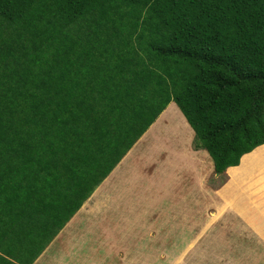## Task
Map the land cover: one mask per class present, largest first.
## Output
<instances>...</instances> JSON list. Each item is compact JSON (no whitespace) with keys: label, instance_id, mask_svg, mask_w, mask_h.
<instances>
[{"label":"trees","instance_id":"1","mask_svg":"<svg viewBox=\"0 0 264 264\" xmlns=\"http://www.w3.org/2000/svg\"><path fill=\"white\" fill-rule=\"evenodd\" d=\"M170 102L216 173L264 144V0H0V264H32Z\"/></svg>","mask_w":264,"mask_h":264},{"label":"rangeland","instance_id":"2","mask_svg":"<svg viewBox=\"0 0 264 264\" xmlns=\"http://www.w3.org/2000/svg\"><path fill=\"white\" fill-rule=\"evenodd\" d=\"M193 138L183 113L170 102L74 214L71 230H63L62 247L73 251L80 240L95 244L109 256L107 264H264V196H249L234 184L242 196L223 201L228 171L211 172L210 155L197 149L211 161L204 167L207 178L198 180L202 169L198 164L193 169L194 158L184 153L188 145L194 148ZM178 163L184 168L174 186ZM241 181L248 188L245 175ZM238 206H246L248 215L238 213ZM65 257L66 251L56 264L69 263Z\"/></svg>","mask_w":264,"mask_h":264},{"label":"crops","instance_id":"3","mask_svg":"<svg viewBox=\"0 0 264 264\" xmlns=\"http://www.w3.org/2000/svg\"><path fill=\"white\" fill-rule=\"evenodd\" d=\"M189 144H191V143H189ZM186 145H187V143H186ZM199 150H201V149H199ZM196 151H197V149H194L190 145H188V149H186L184 151V153H185V155H190L192 157V159L194 158L195 161H193V169H195L197 164L202 169L201 170L202 172L197 174L198 180H201V178L206 179L207 177L203 174L204 171L206 170V168H204V167H207V165H211V161H209L210 159H209V157H207V154H205V153L198 154V153H196ZM178 164L179 165L178 166L175 165V169H173V173L175 170H176V172H179V174L177 176H175L176 172L174 174V177H176L174 180V186H175V184H177L176 181L180 175L181 169L184 168V164H182V163H178ZM212 170H213V168L211 169V172H213ZM227 171H228V173H227ZM225 172L227 173V176H228L227 182L223 184V187L221 188V194H220L222 196L223 201H226L227 199H229L230 198L229 196L239 195L240 192H242V190L237 192V189L235 187H232L234 184L240 185L241 187L246 188L249 196L250 195H254L256 197L258 195L264 196V144L258 146L257 148L252 150L250 153L243 155L240 158V162L237 166L229 167L225 170ZM257 174H258V176H257ZM243 175H245V178L247 179V181L249 183L248 188L242 184L241 180H242ZM253 176H255V177L252 178ZM112 178H114V179L116 178V177H114V174L112 175ZM258 180H259V182H258ZM102 183H103V181L101 182V184ZM195 185L197 187L196 182H195ZM212 191L213 190L211 188L208 191V192H210V199H211L210 201L211 202H212ZM191 195H192V193H190V197H191ZM226 196H228V197L226 198ZM240 196H242V193H241V195H239L236 198V200H238ZM245 199L249 200V202H250V200H252V202H253L254 197L253 196L252 197L247 196ZM144 203L146 206H149V204H147V200H145ZM257 204L259 206L258 208H263V204H261L260 202H258ZM252 205L255 206L256 203H252ZM237 212L243 214L244 216L248 215V211L246 209V206H245V209H244V207L238 206ZM71 220H72V218L66 224V227L61 230L60 234H58L54 238V240H52L48 243V245L44 248V250L40 253V255L34 260V262L32 264H52V262L54 264H56L57 260L62 262L61 259H56V258H60L61 255L64 256L65 251L67 252V257H65V259L68 258V262L70 264H107V262H109V259H108L109 256H106L104 254L103 250L97 251L95 249V247H96L95 244L90 246V244L84 243V241L80 240V244L77 245L73 251H68L67 249L62 247V244L60 242L63 238V235H62L63 230H65L67 228H68V231L71 230L72 227H69L70 226L69 223L71 222ZM253 228L255 229V231L258 234L260 232H262L261 228H259V230L255 226H253ZM99 247L102 248V244H100ZM129 250H131V249H129ZM74 251L76 252L75 258L72 255V253H74ZM89 262H91V263H89ZM69 263H67V264H69Z\"/></svg>","mask_w":264,"mask_h":264},{"label":"clouds","instance_id":"4","mask_svg":"<svg viewBox=\"0 0 264 264\" xmlns=\"http://www.w3.org/2000/svg\"><path fill=\"white\" fill-rule=\"evenodd\" d=\"M214 169V168H213ZM109 175V174H108ZM107 177V176H106Z\"/></svg>","mask_w":264,"mask_h":264},{"label":"bare ground","instance_id":"5","mask_svg":"<svg viewBox=\"0 0 264 264\" xmlns=\"http://www.w3.org/2000/svg\"><path fill=\"white\" fill-rule=\"evenodd\" d=\"M259 243V242H258Z\"/></svg>","mask_w":264,"mask_h":264}]
</instances>
